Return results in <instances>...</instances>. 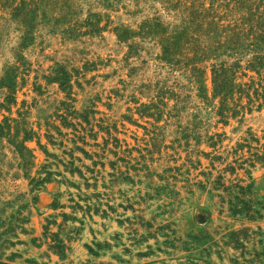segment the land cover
I'll list each match as a JSON object with an SVG mask.
<instances>
[{"label": "rangeland", "instance_id": "374dc122", "mask_svg": "<svg viewBox=\"0 0 264 264\" xmlns=\"http://www.w3.org/2000/svg\"><path fill=\"white\" fill-rule=\"evenodd\" d=\"M245 1L0 0V264H264V16ZM200 231L210 256L183 248Z\"/></svg>", "mask_w": 264, "mask_h": 264}, {"label": "trees", "instance_id": "16d2710c", "mask_svg": "<svg viewBox=\"0 0 264 264\" xmlns=\"http://www.w3.org/2000/svg\"><path fill=\"white\" fill-rule=\"evenodd\" d=\"M244 4L246 5L248 10H251V7L253 6L254 2H251L250 0H246L244 2ZM260 7H263V9L261 10L260 13H258V10ZM259 14V17H258ZM262 16H264V0H258L257 5L255 6V10L253 12H251L247 18L248 21H253L255 18H259L261 20ZM260 24V23H259ZM14 71L12 70L10 72V70H6V76H4V83L5 84H9L7 86H10L13 84V73ZM3 85V83H1ZM241 90V92L243 91L242 88H239ZM234 170V168H233ZM242 194H246L249 193V188L250 185H248L247 187H244L242 185L239 186ZM237 199V198H236ZM238 202H242L244 204V207H238ZM231 213L233 215L237 214V213H241L243 211H247V212H251L252 210L254 211L255 209H253L251 207V205L247 202V201H237V202H231L230 201V207H229ZM255 212H257V210H255ZM230 239L229 241H224V243L226 245H229L231 243L234 244V248H242V251L240 253L241 256H244V254L248 253L245 249V245H243V243H240L239 241V237L238 234L236 232H231L230 233ZM50 236L51 238V242L48 245V249H50L54 254H56L58 256L59 259L64 260L66 258V250L68 247H66V245L63 243V240L59 237L58 232H49L48 231V227H45V231H44V237ZM211 237L207 232H198V233H188V235H186V240L183 241V248L185 250H194V249H198L201 248V250L199 251V257H203L204 251L206 252L207 256H210V252L211 250H209L208 247H203L204 245H206V243L208 242V240H210ZM33 242H35V238L33 239ZM88 248V251L93 254V255H97L98 252L96 250H94L92 247L86 245ZM219 251H221L220 249H217L216 252L218 253ZM221 253V252H219ZM249 254V253H248ZM221 256V255H220ZM191 257V256H190ZM196 258V257H193ZM258 260H253L251 258H244L242 262H239L237 260V258H231L230 262L232 264H262V261H260L259 255L257 256ZM200 259V258H197ZM207 264H211L210 261L205 260ZM57 264V263H54ZM61 264H65V263H61Z\"/></svg>", "mask_w": 264, "mask_h": 264}]
</instances>
